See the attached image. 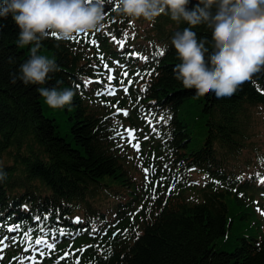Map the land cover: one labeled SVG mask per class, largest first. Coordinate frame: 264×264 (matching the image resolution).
<instances>
[{"label":"trees","instance_id":"trees-1","mask_svg":"<svg viewBox=\"0 0 264 264\" xmlns=\"http://www.w3.org/2000/svg\"><path fill=\"white\" fill-rule=\"evenodd\" d=\"M102 2L106 19L99 30L78 34L71 41L57 37L41 41L37 54L58 66L44 84L25 85L18 79L20 66L31 58L35 42L18 46L20 29L11 14L0 17V172L6 173L0 180V234H8L9 226L19 224L21 232L9 233L16 235L18 242L22 232L29 229L33 238L43 235L40 227L51 240V232L62 228L67 235H57L59 255L88 242L90 233L99 231L105 211L118 208L126 218L124 225H128L140 220L139 210L146 202L139 197L141 189L133 180L138 169L131 157L121 159L111 151L102 120L112 107L104 106L106 98H101L102 109L93 107L99 101L92 94L105 86L109 69L115 70L112 86L122 87L119 106L129 108L132 118L141 117L152 142L158 140L155 145L168 140L164 149H157L162 155L151 167L162 177L175 165L180 167L179 163L193 165V159L195 164L216 165L217 150L243 145L252 109L264 108V69L242 84L234 96L223 99L212 92L197 97L195 89H186L175 79L174 67L180 61L170 42L177 31L191 28L198 42L207 41L205 59L210 66L213 37L206 24L192 28L162 14L156 18L152 34L166 44L168 54L157 64L161 67L152 84L149 75L120 69L115 62L132 59L128 52L136 50L129 39L121 49L112 37L124 40L121 36L130 31V24L142 18H122L115 10V0ZM198 4L199 0H189L188 10ZM211 12L216 14V6ZM93 40L99 48L91 43ZM125 71L127 77L122 75ZM14 77L16 82L12 83ZM99 78L101 85H86L88 79ZM39 88L71 89L75 95L70 105L54 109L47 105ZM161 115L167 123L157 122ZM195 144L198 148L192 151ZM181 177L173 170L171 177H165V186L159 185L155 194L151 193L150 200L154 196L158 204L148 218L144 236L128 252L114 239V247L98 264H264V243L257 247L254 237L248 241L244 234L251 215L237 194L211 189L207 196L203 192L204 203L191 205L184 199L188 188L183 190L187 182ZM171 195L163 205L162 200ZM78 208L85 209L80 216ZM77 217L81 221L78 224L73 222Z\"/></svg>","mask_w":264,"mask_h":264},{"label":"clouds","instance_id":"clouds-1","mask_svg":"<svg viewBox=\"0 0 264 264\" xmlns=\"http://www.w3.org/2000/svg\"><path fill=\"white\" fill-rule=\"evenodd\" d=\"M115 4L122 18L151 23L167 14L192 28L206 24L212 30L210 66L205 59L207 41L198 42L191 28L177 31L171 40L180 61L174 67V77L184 88L195 89L197 97L212 92L217 99L231 98L264 69V0H199L192 11L187 7L189 0H115ZM9 14L20 29L17 45L35 42L31 58L20 66L18 79L25 85L44 84L49 73L58 70L54 60L37 54L42 40L54 35L71 41L74 35L99 30L106 19L102 0H3L0 17ZM15 82L16 77L12 79ZM37 91L54 109L70 105L75 95L71 89ZM5 178L6 173L0 172V180Z\"/></svg>","mask_w":264,"mask_h":264},{"label":"snow or ice","instance_id":"snow-or-ice-1","mask_svg":"<svg viewBox=\"0 0 264 264\" xmlns=\"http://www.w3.org/2000/svg\"><path fill=\"white\" fill-rule=\"evenodd\" d=\"M123 37H124V40H119L115 36L112 37L113 40H115L120 45L121 49L124 47V43L128 39V33L127 32L123 33ZM73 39H75V37ZM91 43L94 46H96L97 48H99V45L96 43V41L93 40V41H91ZM128 55L132 56V57H137L138 56V54L136 52H131V51L128 52ZM160 55H164V53L161 52ZM99 59L103 62L104 57L101 55L99 57ZM143 59L147 60L148 57H144ZM117 63H119V62H117ZM104 67L105 68H109V66L106 63L104 64ZM109 72H111V69H109ZM144 74L150 76L152 73H151V71H146ZM122 75L124 77H127L128 73L125 71L124 73H122ZM136 75H140V73H137ZM113 80H114V76L113 75H108L107 76V83L105 84V86L102 87L100 90H97L95 92V94L98 95V96H114V95H116V91L117 90H116L115 87L112 86V81ZM93 82L98 83V84L102 83L99 80L93 81L91 79H88L86 81V85L87 84H91ZM119 83L121 85H123L124 84V80L121 79L119 81ZM129 83H131V81H129ZM77 87H79V85H77ZM123 91L125 93H127L128 92V88L124 87ZM262 94H264V92H262ZM108 106L109 107H116L115 105H111V104H109ZM121 112H122V114L124 116L128 115V112L126 110H121L118 107H116V112L113 115L115 116V115H117V114H119ZM168 119H171V117L168 116ZM148 122H149L150 125L152 124V120H149ZM157 122L167 123V120H165L164 116L161 115ZM117 124H119V121H117ZM113 131H116L117 135H120V136L124 135V133L119 132L117 129H113ZM153 131L154 132L156 131L155 127H153ZM124 132L127 133L128 140L131 143V141L135 139V130H133V129H125ZM132 146L136 149V151L140 150V145H139L138 141L135 144H133ZM259 163L261 165H264V158H261ZM144 171H145V173H147L148 169H144ZM257 176H258V182L264 184V177H261L259 175V173L257 174ZM146 182H147V175H146ZM153 199H155L154 196H153ZM262 215H264V213H262ZM36 219L39 220L40 218L37 217ZM44 219L46 220L47 217H45ZM73 222L78 224L81 221H80V218L77 217V218H75V220ZM7 231L9 233L21 232V228H20V225L17 224L15 226H9L7 228ZM32 231H33L32 229H29L27 231H23L22 235L20 236V240H19L20 243H23V244L26 245L25 248H24L25 252L31 251V252H35L36 253V255H32V256H29V257L26 258L29 261H31V264H41V260L37 259V255L40 256V257H43L45 255L51 254L52 252L55 251V248H56V243L55 242L57 240V235H59V236L67 235V233L62 228L53 230L51 232V234H50V239L52 241V242H50L49 233L45 230L44 227H40L39 228V232L42 233L43 235H37L35 238H33ZM93 231H95V228H93ZM138 235L139 234L137 233V237H138ZM8 239H9L8 236H4L2 239H0V245H2V247H0V251H2L3 248L8 247V245L4 243V241H7ZM11 239H12L13 244H15L17 242V236L16 235H13L11 237ZM88 247H95L97 251H101L99 245H89ZM69 248L71 249V245L69 246ZM85 250H86L85 248H81V249H77L74 252L73 251H65L63 253V255L60 256L57 259L56 264H60V260H65L66 264H80V257L76 256V252H80L81 254H83V252ZM106 251L110 252V249H106ZM73 257H74V259H73ZM105 258H107V257H105ZM0 259H3V257L0 256ZM14 259L19 260V264H25V258L20 257V258H14Z\"/></svg>","mask_w":264,"mask_h":264},{"label":"bare ground","instance_id":"bare-ground-1","mask_svg":"<svg viewBox=\"0 0 264 264\" xmlns=\"http://www.w3.org/2000/svg\"><path fill=\"white\" fill-rule=\"evenodd\" d=\"M203 166L206 167V168H210L211 167V165L208 164V163L203 165ZM90 245H99L100 246L101 251H97L95 247H91V249L93 250L94 254L96 256H98L99 258H102L103 256H105V255H107L109 253L108 251H106L105 248H103L100 244H98L95 241H90Z\"/></svg>","mask_w":264,"mask_h":264},{"label":"rangeland","instance_id":"rangeland-1","mask_svg":"<svg viewBox=\"0 0 264 264\" xmlns=\"http://www.w3.org/2000/svg\"><path fill=\"white\" fill-rule=\"evenodd\" d=\"M60 124H61V126H62V129L65 130V129H66V128H65V124H64L63 122H60ZM197 148H198V145L195 144V145H193V146L191 147V150L194 151V150H196ZM202 187H203V183H202L201 185L197 186L196 190L199 191ZM253 234H255V231H254V230H253Z\"/></svg>","mask_w":264,"mask_h":264}]
</instances>
